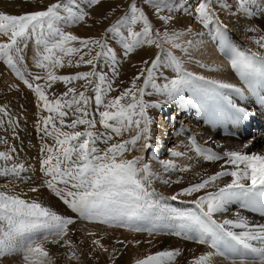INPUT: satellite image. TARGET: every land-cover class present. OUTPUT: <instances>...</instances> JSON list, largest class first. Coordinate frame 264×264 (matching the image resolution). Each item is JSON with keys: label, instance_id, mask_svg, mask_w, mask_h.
<instances>
[{"label": "snow or ice", "instance_id": "1", "mask_svg": "<svg viewBox=\"0 0 264 264\" xmlns=\"http://www.w3.org/2000/svg\"><path fill=\"white\" fill-rule=\"evenodd\" d=\"M88 2L94 5L100 0ZM215 2L222 8L228 7L227 4L221 3V0ZM145 3L155 7L158 14L167 0H145ZM212 4L213 0H201L196 7V19L205 27L210 23H217L214 39L218 41L220 50L227 56L232 69L249 91L264 104V55L233 46L227 37L226 26L222 28L219 24ZM256 4L257 0H237L238 10L245 15H248ZM173 10L169 8V11ZM86 15L87 13L80 8L78 0L63 2L58 0L46 10L20 16L0 13V35L8 38V42L0 43V60H4L16 77L35 93L38 100L43 102V109L49 113L43 118V130L47 136L52 137L55 146L45 145L42 149L49 154L42 161L45 175L51 177L47 181V187L61 197L81 220L100 223L109 228L147 232L149 236L175 235L212 249L192 260L190 264H213V255L223 257L228 264H264V223H252L247 217L240 215V211H248L264 217V155L247 154L242 151H225L220 155L211 149L201 148L193 141L192 149L206 162L224 160L222 170L202 179L199 183L190 184L170 197L172 201H179L180 197L195 196V199L187 202L194 205V208L180 209L161 204L160 201L164 198L158 196L151 187L153 180L158 177L152 172L150 164L142 163L143 157L126 158V153L140 150L137 146L141 140L145 141L142 145L144 149L152 147L148 143L151 140L152 121L147 115V109L157 105L149 104L143 99L145 89H137L135 82L140 79L139 76L133 80L131 88L105 104L104 96L112 91V84L108 82L106 88L102 87L106 82V76L95 71L96 62L105 57L110 58L115 64V53L103 40L80 39L66 33L61 27L83 21ZM159 18L165 24L171 20L170 16ZM138 22H142V30L135 32L131 26ZM123 25H129L128 37L122 40L125 55L145 44L161 48L159 40L152 35V25L148 17L135 3L130 5L129 14L108 31L115 33L119 26ZM248 31L254 32L257 29L249 28ZM159 35L157 32L156 36ZM182 35L183 33L179 32L171 36L167 32L163 34L165 42L176 48H181L175 41ZM33 37L38 49L42 48V51H37L35 65L46 72V76L36 75L33 79H45L46 83L43 86L30 83L17 68L11 55L13 51L21 50L19 47L21 42ZM72 42H78L82 47L80 49L70 47ZM254 42L260 49H264V36L255 39ZM189 44L191 45V42ZM97 46L99 51L92 56ZM84 49L87 51H83ZM82 51L83 54L80 55L76 66L90 65L93 71L75 75L55 74L53 69L64 67L62 57ZM85 56L90 58L85 60ZM165 56L168 57L169 66L175 71L176 77L162 87L152 83L155 70L161 67V57L158 55L151 62V67L146 69L145 88L151 83L158 93L177 97L185 88L194 87L201 103L224 101L231 109L232 118L236 122L248 117L247 111L233 104L224 91L230 90L243 96L242 89L232 84L195 76L186 72L181 62L171 53H165ZM68 63L72 66L71 61ZM144 71L141 70V75ZM112 72L114 76L118 75L115 67L112 68ZM90 77L97 78L101 85L96 89L95 104L97 108L106 109L99 112V123L105 129L103 133L95 130L96 120L88 111L89 98L84 92L77 93L75 88L69 87L62 96L71 94V99L65 101L62 98L50 100L45 91L57 81H62L66 85L75 81H85L87 84ZM128 97L131 98L130 102L127 105L122 104L121 101ZM73 106L78 115L74 116L71 123H66L65 118ZM6 111V108L0 107V113ZM80 125L86 126L85 131L76 130ZM65 128L69 131H65ZM133 129L135 135L131 139L110 143L115 137H122L125 132H132ZM98 142L106 147H97ZM244 147L247 148L248 145L245 144ZM172 155L181 157L186 154L173 151ZM9 159H11L9 153L0 152V160ZM229 165L230 169L226 167ZM162 167L165 171L190 170V166L177 169L176 164L171 161L162 162ZM10 174H17V169L14 167L0 170V175ZM225 177H231V180L221 186L218 182ZM162 182L180 183V180ZM58 183L64 184L65 189L57 188ZM31 191L35 192L37 189L33 188ZM233 206L234 219H218L233 210ZM73 223H75L73 219L61 217L38 202H29L19 195L0 192V259L8 255H19L23 264H53V257L45 243L60 244L63 241L62 247L74 248L72 241L65 239L69 234L68 226ZM87 235L94 237L96 234L88 232ZM92 244L107 251L99 239H93ZM180 255L179 249L166 250L137 260L136 264H174ZM68 258L79 259L74 251H70Z\"/></svg>", "mask_w": 264, "mask_h": 264}, {"label": "rangeland", "instance_id": "2", "mask_svg": "<svg viewBox=\"0 0 264 264\" xmlns=\"http://www.w3.org/2000/svg\"><path fill=\"white\" fill-rule=\"evenodd\" d=\"M57 2L58 0H0V13L20 16L27 13L46 10L48 6ZM61 2H63V0H61ZM200 2L201 0H167L166 5H162L157 14V9L146 4L145 0H100L98 4L94 5L90 4L88 0H78L80 8L87 13L85 19L74 24L70 23L69 25H61V27L66 33L75 35L80 39L103 40L115 53V64H113L110 58L105 57H101L100 60L96 62L95 71L106 76V82L102 87L106 88L108 82H111L112 84V91L104 96L105 104L112 99L119 97L126 89L131 88L133 80L139 76L140 79L135 81L137 89L144 88L145 95L143 99L149 104L155 105L152 102L155 99L152 98L153 96H151V94L156 89L151 86V83L146 88L144 85V80L147 78L146 69L151 67V62L155 60L158 55L161 57V63L163 60V64L166 62L165 53H171L172 56L175 57L172 51L173 45L165 42L163 34L167 32L169 36H171L174 33H183L175 43L180 46H187L189 45V42L195 40L194 38H196L194 41L196 44H199V42H207L209 36L216 30V22L210 23L205 27L196 19V7ZM132 3H135L137 8L141 9L148 17L149 22L152 25V35L159 40L161 48H157L155 45L149 46L145 44L137 47L128 55H125L122 40L128 37L129 25L119 26L118 31L115 33L108 31V29L113 26H117V22L121 21L126 14H129L130 5ZM221 3L227 4L228 7L222 8L215 2V0H213L212 8L215 11L218 22L224 27L226 26L225 30L230 43L233 46L237 44V47L242 50L250 51L251 49L264 55V49H260L254 42L255 39L264 36V3L260 4L257 8L254 7L248 15H245L238 10L237 0H221ZM104 8H110L108 15L105 14ZM169 8L174 10L169 11ZM187 9L189 10L184 12ZM160 16H170L171 20L168 24H165L164 21L159 18ZM131 27L133 31L140 32L142 30V22H138ZM249 28H255L257 31L250 32L248 31ZM157 32L160 33L159 36H156ZM193 35H197V37H192ZM6 42H8V38L0 35V43ZM215 45L214 50L216 53L224 54L220 50L217 40L215 41ZM69 46L78 49L82 47L78 42H72ZM19 47L21 49L19 52L13 51L11 53L17 68L25 75L30 83H33V85H45V79H33L36 75L46 76L45 70L38 68L35 65L37 51H42V48L38 49L35 43V37L25 42H21ZM173 48L175 50L177 49L176 51H179L178 49H180L176 47ZM83 51L87 50L84 49ZM83 51L74 53L71 56L62 57L64 60V67L53 69L55 74L75 75L81 72L93 71V67L90 65L76 66ZM96 51H99L98 46L93 50L91 55L95 56ZM186 53L191 54V52L188 53L187 51ZM139 54L144 57H139ZM205 57L206 53H203L202 57L197 58ZM84 58L87 60L90 57L85 56ZM69 61H71L72 66H69ZM145 61H147V63H145ZM227 61L228 58L226 57L224 60L225 65L228 63ZM113 67H115L118 75H113ZM142 69L145 71L141 75ZM184 70L186 71V69ZM213 72H215V70H213ZM165 76L166 74L164 75L163 72L161 73V71L156 69L152 83L161 87V85L164 84L163 80H165ZM89 80L90 82L87 84L85 81H75L67 85L62 81H57L52 83L51 87L46 88L45 91L50 100L62 98L65 101L71 99V94L68 96H62L63 93L67 92L69 87L75 88L77 93L84 92L85 96L89 98L88 111L96 120L95 130L103 133L105 132V129L99 123V112L106 109L104 107L97 108L95 104V95L97 94L96 89L101 87V85L97 78L90 77ZM146 89H149L150 91ZM194 94H196V92H194ZM137 95H139L138 92ZM183 97L188 98L189 95L185 93L183 94ZM150 98L152 100H150ZM130 99L131 98L128 97L121 101V103L127 105L130 102ZM192 100L193 98H191V101ZM221 102L223 103L224 101H218L215 103L220 104ZM38 104L40 107H38ZM0 107L7 109L6 113H0V152H7L11 156V159L7 161L0 160V170H3L4 168L12 169L14 167L17 169V174H10L8 176L0 175V192H7L10 195H19L22 199L29 202H38L61 217L71 218L75 221V223L68 226L69 234L65 237L66 240L72 241L74 248L69 249L66 246L62 247L61 245H63V241H61L60 244L45 243V247L53 257V264H136L137 260L146 258L148 255L156 254L154 251V245L156 243H163V245L170 244L176 247L173 248L172 246V248L169 247V249L168 247L163 248V250L166 249L170 251L175 249L181 250L182 247L180 248L178 244H183L185 241H192L168 234L149 236L147 232H131L124 228H109L100 223H90L81 220L78 214L70 209L61 197L57 196L47 187V181L50 180L51 177L45 175V172L42 169V161L46 159L49 154L46 150L42 151V149H44L45 145L55 146L52 137L47 136L43 130V118L47 117L49 113L43 109V102L39 101L35 93L16 77L13 70L4 60H0ZM172 107L173 109H170L171 111L168 113L164 111L162 117L165 119L162 120V125L170 126L169 122L172 121L175 125L180 127L182 125L181 123L184 121L185 114H181L180 116L174 115V106L172 105ZM149 109L151 110V114L148 112ZM158 111L159 109H157V107H149L147 109V115L151 120L153 117H156L157 119L159 115ZM75 115H78V113L75 112V106H73V109L69 111L68 116L65 118V122L71 123ZM168 115H170V119H167ZM176 119L181 120L182 122H176ZM191 124H193V122ZM215 124V111L202 110L199 115L198 127H200L198 129L213 130ZM188 125L189 121H184V126L186 127H184V129H192L191 125ZM57 126L59 127L58 121ZM85 127L86 126L84 125H80L76 130L83 132L85 131ZM49 129H51V126H49ZM64 130L69 131L67 128ZM158 132V128L151 124V140L148 141V143L152 146L154 145ZM192 134L197 136L198 131L193 128ZM192 134H187L185 138H188V136ZM134 135L135 133L132 135L130 132H126L122 137H115L110 143H115L120 140H129ZM244 135L246 137H237L231 133L230 135L227 133V136H231L232 139L248 141L252 138V134L247 135L244 133ZM223 137L225 138V134L218 138L224 140ZM173 140L167 148L168 151L176 145V142L174 143ZM4 141H7V143L5 144ZM163 141H167V139ZM194 141L195 143H202V139L194 138ZM144 143L145 141L141 140L137 146L140 150H133L126 153V158L132 159L137 156L143 157L142 163L149 164L150 158L155 154L152 152V147L144 149L142 147ZM97 147L105 148L106 145L98 142ZM263 148L264 143L262 145L260 144V147H258L259 150H262ZM12 149H15V151H12ZM193 151H190L189 153L192 154ZM165 155L167 158L168 155L166 153ZM156 158V162H159L162 158L164 159V153L162 155L159 153ZM193 160H195V163H193L194 167L191 169V172H180L177 170L165 171L164 168H161L158 171H155L153 168L151 169L156 177L159 176L158 179L153 180L151 187L155 190L158 196L164 198L160 201L161 204H168L171 207L183 209L179 204H182L181 201L184 202L185 199L172 201L170 200V197H168V194H175L181 189L188 187L190 184L199 183L202 179L213 175V168L218 166L221 168L217 161H215L216 163L206 162L204 159L200 160L198 158H193ZM183 166L185 167L187 165L185 164ZM177 179L180 180V183L165 184L162 182L163 180L176 181ZM56 186L61 190L65 189L64 184L58 183ZM33 188L37 189V191H31ZM88 232H94L96 235L94 237L87 235ZM93 239H99L103 247L107 248V251L93 245ZM117 241H123L124 243H118ZM137 241L139 243H136ZM191 243H194L193 246L199 245L195 242ZM70 251H74L79 259H69L68 256ZM180 257L181 256L177 257L176 260ZM0 264H23V260L19 255H8L3 259H0Z\"/></svg>", "mask_w": 264, "mask_h": 264}, {"label": "bare ground", "instance_id": "3", "mask_svg": "<svg viewBox=\"0 0 264 264\" xmlns=\"http://www.w3.org/2000/svg\"><path fill=\"white\" fill-rule=\"evenodd\" d=\"M262 3H264V0H257V4L255 7L256 8L259 7V5ZM188 10L189 9L185 10L184 12ZM108 12H110V8L105 9V14L108 15ZM219 24L221 25V23ZM221 27L224 28L223 25H221ZM214 35L215 32L209 36L207 42L205 43L199 42V44H196L194 42L196 40V38H194L195 40L191 42V45L190 44L187 46L181 45V48L178 49L179 51H176L177 49L175 50L171 46L172 51L175 57L181 62L183 68L186 69V72L192 73L198 77H203L205 80L221 81L224 83L232 84L235 87L242 89L243 96H239L236 93L231 92L230 90H224V91L227 92L228 98L233 102V104H235L239 108L245 109L249 115L246 119L236 122L232 118L231 109H229L226 102L223 103L221 102L220 104L217 103L203 104L200 102L199 94L194 87L185 88L177 97H168L167 95L160 94L156 90H154L151 96H153L152 98L155 100H153L152 102L155 105H157L156 107L157 109H159L158 111L159 115L157 119L156 117L155 118L153 117V119L151 120L152 121L151 124L156 126L159 132L157 134V138L155 139L154 145L152 146V152L155 155L152 157L150 156L151 158L149 160V164L151 166V169L153 168L155 171H158L159 169L163 168L162 162L171 161L176 164L177 169L184 167L183 165L185 164L187 166H190V170L186 172H191V169L194 167L193 163H195V160H193V158H198L200 160L203 159L202 157H198L191 147L194 138L202 139L201 144L196 143L201 148L211 149L213 152L215 151V153L220 155H223L225 151H242L247 154L256 153L259 155H264V148L262 150L258 149V147H260V144L262 145L264 143V104H261L259 98L255 94L249 91V89L246 87L244 82L232 69L229 59L227 61L228 63L226 65L224 64L225 63L224 60L227 56L225 54L216 53V51L214 50L216 46L215 45L216 40L214 39ZM192 37H197V35H193ZM235 47H237V44H235ZM182 49H187V52L188 53L191 52V54H187ZM249 52H257V51L250 49ZM203 53H206L205 58H197V57H202ZM140 54L139 57H144L143 55ZM165 59L166 62L163 64V60H162L161 67L158 68V71H161V73L163 72L164 75L166 74L165 80H163L164 84L170 81L171 79H174V77H176V73L174 72V70H172V67L169 66L168 57L166 56ZM201 65H204L205 67H201ZM213 70H215V72H213ZM163 85H161V87ZM146 90L150 91L149 89ZM194 92H196V94H194ZM185 93L189 95L188 98L183 97V94ZM191 98H193L192 101ZM150 100L152 99L150 98ZM172 105L174 106L173 114L179 116L181 114H185L184 121H189V125H191L192 129H184L185 127L184 121L183 123H181L182 121L177 119L176 122H180L182 124L180 127L175 125L172 121L169 122L170 126L162 125V120L165 119L164 117H162V115L164 111L167 113L171 111L170 109H173ZM202 110L215 111L216 124L213 130L198 129L200 127V126L198 127L199 115ZM148 112L149 114H151L150 109L148 110ZM167 119H170V115H168ZM192 122L193 124H191ZM193 128L194 130L198 131L197 136H194L195 134H192ZM134 133H135V129H133V131L130 132V134L132 135ZM190 133L192 135H189L188 138H185V136ZM227 133L229 135L231 133L232 135L237 137L245 136L244 133H246L247 135L252 134L251 135L252 138H250V140L248 141L232 139L231 136H227ZM223 134H225V138L223 137L224 140L219 139L218 137H220ZM165 139H167V141H163ZM171 139L175 140V141L173 140V142L174 143L176 142V145H174L168 151L167 148L168 146H170V143H172ZM245 144L248 145L247 148L244 147ZM173 151L185 153L186 155L181 157H174L172 155ZM190 151H193V153L190 154L189 153ZM159 153H161V155L164 153V159L162 158L159 162H156L155 159H157L156 157H158ZM165 153L168 155L167 158ZM217 162L219 163L218 165L220 166L225 164L224 160H219ZM226 167L229 169L231 168L230 165ZM221 170L222 168H219V166L213 168V174ZM166 176H170V175H166ZM230 180L231 177H225L223 178V180L219 181L218 183L222 186L224 183L230 182ZM172 194L174 195V193H169L168 197H171ZM180 199L181 200L185 199V201L182 204H179L181 208L183 209L194 208V205L187 202L192 199H195V196L180 197ZM240 215L247 217L248 220L252 223H264V217H261L257 214L248 211H240ZM224 218H230V219L235 218L234 206H233V210H230L225 216L218 217V219H224ZM237 231L239 230L237 229ZM191 242L185 241L183 244H178L180 248L182 247L181 255H180L181 257L178 260H175L174 264H190V262L195 258H197L198 256L212 251V249L208 248L205 245L199 244L198 246L197 245L193 246L194 243L192 244ZM172 246L173 245L170 244L163 245V243L162 244L156 243L154 245V251L155 253L166 251V249L163 250L164 247L166 248L168 247L169 249V247L172 248ZM173 248L176 247L173 246ZM213 264H228V262L221 256L213 255Z\"/></svg>", "mask_w": 264, "mask_h": 264}]
</instances>
